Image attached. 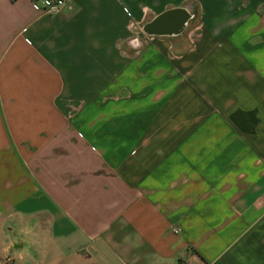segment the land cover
<instances>
[{
	"label": "crops",
	"instance_id": "crops-1",
	"mask_svg": "<svg viewBox=\"0 0 264 264\" xmlns=\"http://www.w3.org/2000/svg\"><path fill=\"white\" fill-rule=\"evenodd\" d=\"M0 264H264V0H0Z\"/></svg>",
	"mask_w": 264,
	"mask_h": 264
},
{
	"label": "built area",
	"instance_id": "built-area-1",
	"mask_svg": "<svg viewBox=\"0 0 264 264\" xmlns=\"http://www.w3.org/2000/svg\"><path fill=\"white\" fill-rule=\"evenodd\" d=\"M43 8L48 12H58L62 6L66 4L67 0H40ZM180 229L176 228L175 232H179Z\"/></svg>",
	"mask_w": 264,
	"mask_h": 264
},
{
	"label": "water",
	"instance_id": "water-1",
	"mask_svg": "<svg viewBox=\"0 0 264 264\" xmlns=\"http://www.w3.org/2000/svg\"><path fill=\"white\" fill-rule=\"evenodd\" d=\"M183 16L181 15V14H177V13H169V14H165V15H163L162 17H161V19H167V20H171L172 22H174V23H179L180 22V20H181V18H182ZM161 19H158V21H156L157 23L156 24H158V22H160V20ZM151 26H153L154 28H155V21L151 24Z\"/></svg>",
	"mask_w": 264,
	"mask_h": 264
}]
</instances>
